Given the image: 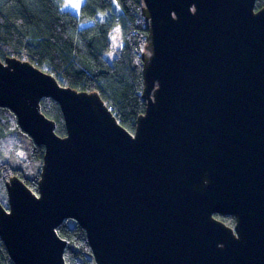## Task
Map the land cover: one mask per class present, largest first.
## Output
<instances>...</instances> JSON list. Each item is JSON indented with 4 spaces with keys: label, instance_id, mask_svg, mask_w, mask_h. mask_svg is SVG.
<instances>
[{
    "label": "water",
    "instance_id": "obj_1",
    "mask_svg": "<svg viewBox=\"0 0 264 264\" xmlns=\"http://www.w3.org/2000/svg\"><path fill=\"white\" fill-rule=\"evenodd\" d=\"M141 3L145 111L133 134L98 93L0 60V108L44 148L38 194L5 183L0 240L13 264H66L67 220L94 264H264V5ZM43 99L59 105L65 137Z\"/></svg>",
    "mask_w": 264,
    "mask_h": 264
},
{
    "label": "trees",
    "instance_id": "obj_2",
    "mask_svg": "<svg viewBox=\"0 0 264 264\" xmlns=\"http://www.w3.org/2000/svg\"><path fill=\"white\" fill-rule=\"evenodd\" d=\"M256 0L255 10L263 7ZM141 0H84L78 14L62 10L61 0H0V60L15 58L53 76L61 86L96 92L119 125L133 134L144 113L141 56L147 29ZM119 27L122 46L109 61L110 32ZM42 113L66 136L59 105L41 101ZM44 148L35 145L17 124L16 117L0 108V203L7 206L5 183L18 177L38 194ZM229 227L232 216H215ZM57 234L66 241V264H94L85 232L72 220ZM0 264H13L0 240Z\"/></svg>",
    "mask_w": 264,
    "mask_h": 264
},
{
    "label": "rangeland",
    "instance_id": "obj_3",
    "mask_svg": "<svg viewBox=\"0 0 264 264\" xmlns=\"http://www.w3.org/2000/svg\"><path fill=\"white\" fill-rule=\"evenodd\" d=\"M61 2L63 10H67L69 12H76L77 10H79V7L84 2V0H61ZM109 39L111 49L106 54V58L107 60L111 61L114 58L116 51L122 46V37L119 27H114L112 29L109 35Z\"/></svg>",
    "mask_w": 264,
    "mask_h": 264
},
{
    "label": "crops",
    "instance_id": "obj_4",
    "mask_svg": "<svg viewBox=\"0 0 264 264\" xmlns=\"http://www.w3.org/2000/svg\"><path fill=\"white\" fill-rule=\"evenodd\" d=\"M82 4H83V3H82ZM82 4H81V5H82ZM80 7H81V6H80ZM80 7H79V8H80ZM62 10H63V9H62ZM63 11H65V12H69V11H67V10H63ZM78 11H79V10H77L76 12H69V13L74 14V15H77V14H78Z\"/></svg>",
    "mask_w": 264,
    "mask_h": 264
},
{
    "label": "flooded vegetation",
    "instance_id": "obj_5",
    "mask_svg": "<svg viewBox=\"0 0 264 264\" xmlns=\"http://www.w3.org/2000/svg\"><path fill=\"white\" fill-rule=\"evenodd\" d=\"M234 227V226H233Z\"/></svg>",
    "mask_w": 264,
    "mask_h": 264
}]
</instances>
